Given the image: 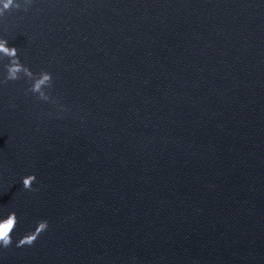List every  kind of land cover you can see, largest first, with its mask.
Listing matches in <instances>:
<instances>
[{
  "label": "water",
  "instance_id": "1",
  "mask_svg": "<svg viewBox=\"0 0 264 264\" xmlns=\"http://www.w3.org/2000/svg\"><path fill=\"white\" fill-rule=\"evenodd\" d=\"M16 3L0 264H264V0Z\"/></svg>",
  "mask_w": 264,
  "mask_h": 264
},
{
  "label": "clouds",
  "instance_id": "2",
  "mask_svg": "<svg viewBox=\"0 0 264 264\" xmlns=\"http://www.w3.org/2000/svg\"><path fill=\"white\" fill-rule=\"evenodd\" d=\"M14 5L18 7L16 0H0V15L9 9H11ZM0 51L4 52L9 56H16V49L14 47H9L7 45V41L0 42ZM22 70V66L20 65H13L10 67V79L15 80L17 79V73ZM50 79V76L45 74L40 80L36 81L33 84L32 91L37 92L39 91L41 85ZM36 180L35 175H27L22 179V184L25 189H31L33 182ZM4 218H14L15 220V227L17 225L18 219L15 212L9 213L7 217ZM15 227L11 228L6 235L0 236V245L4 247H8L12 243V232L14 231ZM48 227L47 221H39L37 222V226L35 230L23 236L19 241L18 245H31L37 239L38 235L46 230Z\"/></svg>",
  "mask_w": 264,
  "mask_h": 264
},
{
  "label": "snow or ice",
  "instance_id": "3",
  "mask_svg": "<svg viewBox=\"0 0 264 264\" xmlns=\"http://www.w3.org/2000/svg\"><path fill=\"white\" fill-rule=\"evenodd\" d=\"M12 227V221H9L7 225H0V236L6 235Z\"/></svg>",
  "mask_w": 264,
  "mask_h": 264
}]
</instances>
